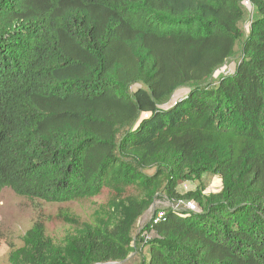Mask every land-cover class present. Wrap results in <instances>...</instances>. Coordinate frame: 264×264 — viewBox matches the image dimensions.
Masks as SVG:
<instances>
[{
    "label": "trees",
    "instance_id": "obj_1",
    "mask_svg": "<svg viewBox=\"0 0 264 264\" xmlns=\"http://www.w3.org/2000/svg\"><path fill=\"white\" fill-rule=\"evenodd\" d=\"M249 2L244 32L241 0H0V192H144L65 254L29 234L24 264L123 260L157 190L197 210L146 225L142 264H264V0ZM205 175L218 193L202 195Z\"/></svg>",
    "mask_w": 264,
    "mask_h": 264
},
{
    "label": "rangeland",
    "instance_id": "obj_2",
    "mask_svg": "<svg viewBox=\"0 0 264 264\" xmlns=\"http://www.w3.org/2000/svg\"><path fill=\"white\" fill-rule=\"evenodd\" d=\"M242 1V0H241ZM245 17L241 27L248 31L251 13L244 7ZM239 53V42L236 46L235 58ZM235 58L230 59L222 67V74H230L235 68ZM221 74L220 69L215 74ZM187 89L179 90L177 96L185 94ZM176 94L171 99L177 98ZM151 173V171H149ZM205 187L202 195L218 193L222 189V180L218 175H205ZM187 187L179 186L183 196L196 189L195 182L186 183ZM144 192L139 184L126 187L105 186L95 196L68 202L49 203L39 199H30L15 194L10 188H3L0 192V264H24L23 253L33 251L31 236L48 242L52 249H58L65 254V248L70 241L79 239L88 231L91 233L109 232L121 218L119 208L127 205L129 200L140 202ZM178 198L168 196L164 191L157 190L152 196L147 208L134 222L129 252L121 260L95 262L94 264H142L147 257L145 242L154 236V231L144 230L151 222L152 216L158 211L171 209L175 211L186 210L183 204H177ZM183 202L186 198L183 197Z\"/></svg>",
    "mask_w": 264,
    "mask_h": 264
},
{
    "label": "built area",
    "instance_id": "obj_3",
    "mask_svg": "<svg viewBox=\"0 0 264 264\" xmlns=\"http://www.w3.org/2000/svg\"><path fill=\"white\" fill-rule=\"evenodd\" d=\"M242 4L244 7H247L249 9L250 2L249 0H242ZM221 73L224 72L222 68H220ZM187 185L184 184L183 188H186ZM187 207V210L189 211H196L197 210V204L193 200H186L183 202V200L179 199L177 200V204H183ZM165 218V213L164 211H158L154 216L151 218V225H156L160 223L163 219Z\"/></svg>",
    "mask_w": 264,
    "mask_h": 264
}]
</instances>
